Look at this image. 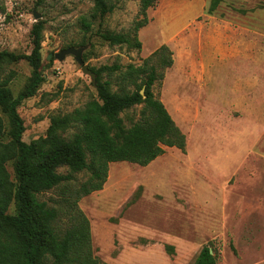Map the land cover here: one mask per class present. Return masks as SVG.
Listing matches in <instances>:
<instances>
[{
	"label": "rangeland",
	"instance_id": "1",
	"mask_svg": "<svg viewBox=\"0 0 264 264\" xmlns=\"http://www.w3.org/2000/svg\"><path fill=\"white\" fill-rule=\"evenodd\" d=\"M210 2L160 0L138 32V49V1L120 2L101 16L94 0H0V51L31 54L32 28L39 20L44 24L45 81L18 108L27 143L45 137L52 115L98 99L84 66L93 71L119 64L125 70L164 44L173 52L174 65L153 92L186 135V149L167 148L147 167L111 163L103 190L81 199L94 256L102 262L195 264L213 242L219 264H264V0H222L211 15ZM86 19L93 22L90 31ZM106 32L127 34L132 43L110 45L102 38ZM70 48L83 49L82 65L73 55L56 57ZM10 73L18 98L33 69L26 60L3 64L0 81ZM141 108L122 113L128 127ZM8 169L14 178L12 163ZM61 192H47L42 200L58 204Z\"/></svg>",
	"mask_w": 264,
	"mask_h": 264
},
{
	"label": "trees",
	"instance_id": "2",
	"mask_svg": "<svg viewBox=\"0 0 264 264\" xmlns=\"http://www.w3.org/2000/svg\"><path fill=\"white\" fill-rule=\"evenodd\" d=\"M45 1L37 0V4ZM123 1L94 0V10L104 16ZM135 1L139 2L140 18L134 24V46L141 49L138 32L149 24L148 10L160 0ZM221 1L211 0L208 14L217 11ZM83 25L90 31L93 22L86 19ZM43 32L39 20L31 31L33 50L29 55L0 51V68L26 60L33 69L30 83L18 98L9 87L12 73L0 81V264H107L94 256L91 223L79 202L103 190L111 163L147 167L167 148L185 151L186 135L153 92V86L164 79V71L174 65L173 52L164 44L140 66L128 65L123 70L114 64L93 69L98 99L71 113L52 115L45 137L27 143L18 108L45 81L41 70ZM102 38L110 45L132 43L127 34L106 32ZM136 106H142L140 118L128 127L121 115ZM81 175L86 179L80 181ZM57 189L62 190L60 203L42 200L45 193ZM12 205L15 213H10ZM195 264H219V250L213 242L202 248Z\"/></svg>",
	"mask_w": 264,
	"mask_h": 264
},
{
	"label": "water",
	"instance_id": "3",
	"mask_svg": "<svg viewBox=\"0 0 264 264\" xmlns=\"http://www.w3.org/2000/svg\"><path fill=\"white\" fill-rule=\"evenodd\" d=\"M36 19H40V16L39 15H36ZM82 52H83V49H75V48H70V49H65V50H62L59 54L56 55V57L59 59V60H64V58L67 56V55H73L75 56V59L76 61L82 65L83 63V60H82ZM83 71L87 74H89L93 81L95 82L96 80V74L90 70L87 66H84L83 68ZM142 94H144V91L142 90L141 92Z\"/></svg>",
	"mask_w": 264,
	"mask_h": 264
}]
</instances>
